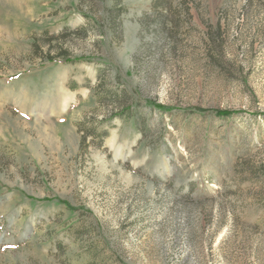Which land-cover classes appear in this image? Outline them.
I'll return each mask as SVG.
<instances>
[{
  "label": "rangeland",
  "instance_id": "rangeland-1",
  "mask_svg": "<svg viewBox=\"0 0 264 264\" xmlns=\"http://www.w3.org/2000/svg\"><path fill=\"white\" fill-rule=\"evenodd\" d=\"M0 264H264V0H0Z\"/></svg>",
  "mask_w": 264,
  "mask_h": 264
},
{
  "label": "trees",
  "instance_id": "trees-1",
  "mask_svg": "<svg viewBox=\"0 0 264 264\" xmlns=\"http://www.w3.org/2000/svg\"><path fill=\"white\" fill-rule=\"evenodd\" d=\"M159 111L163 110L162 107H156ZM216 115L220 116V117H229L231 115V113L229 111H218L215 112Z\"/></svg>",
  "mask_w": 264,
  "mask_h": 264
}]
</instances>
